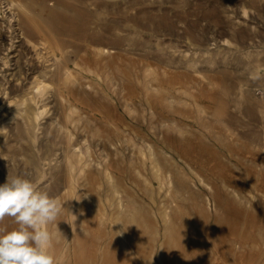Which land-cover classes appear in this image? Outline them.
<instances>
[{
    "label": "rangeland",
    "instance_id": "374dc122",
    "mask_svg": "<svg viewBox=\"0 0 264 264\" xmlns=\"http://www.w3.org/2000/svg\"><path fill=\"white\" fill-rule=\"evenodd\" d=\"M8 176L54 264H264V0H0Z\"/></svg>",
    "mask_w": 264,
    "mask_h": 264
},
{
    "label": "clouds",
    "instance_id": "9594fccd",
    "mask_svg": "<svg viewBox=\"0 0 264 264\" xmlns=\"http://www.w3.org/2000/svg\"><path fill=\"white\" fill-rule=\"evenodd\" d=\"M64 203L29 179L8 176L0 185V222L12 218L18 227L0 230V264H54L47 226L57 222Z\"/></svg>",
    "mask_w": 264,
    "mask_h": 264
},
{
    "label": "crops",
    "instance_id": "0c3cea01",
    "mask_svg": "<svg viewBox=\"0 0 264 264\" xmlns=\"http://www.w3.org/2000/svg\"><path fill=\"white\" fill-rule=\"evenodd\" d=\"M18 227L12 218H5L3 222H0V230L11 231Z\"/></svg>",
    "mask_w": 264,
    "mask_h": 264
}]
</instances>
